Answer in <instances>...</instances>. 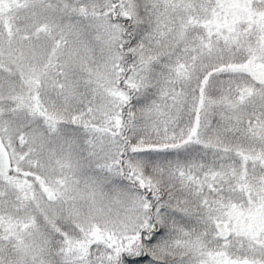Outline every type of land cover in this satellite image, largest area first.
I'll use <instances>...</instances> for the list:
<instances>
[{
	"label": "snow or ice",
	"instance_id": "1",
	"mask_svg": "<svg viewBox=\"0 0 264 264\" xmlns=\"http://www.w3.org/2000/svg\"><path fill=\"white\" fill-rule=\"evenodd\" d=\"M0 264H264V0H0Z\"/></svg>",
	"mask_w": 264,
	"mask_h": 264
}]
</instances>
